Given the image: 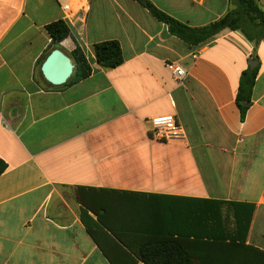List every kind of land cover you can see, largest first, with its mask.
I'll return each instance as SVG.
<instances>
[{
	"label": "crops",
	"instance_id": "obj_1",
	"mask_svg": "<svg viewBox=\"0 0 264 264\" xmlns=\"http://www.w3.org/2000/svg\"><path fill=\"white\" fill-rule=\"evenodd\" d=\"M149 1L191 28L231 10ZM64 19L58 0H0V264H143L132 250L163 236L196 264H264V40L226 29L190 46L135 0H92L54 44L46 27ZM107 41L122 49L116 69L95 58ZM77 47L90 77L49 84L47 57L74 63ZM166 63L185 69L182 85ZM255 68L243 114L240 81ZM169 115L183 137L152 138L150 119Z\"/></svg>",
	"mask_w": 264,
	"mask_h": 264
},
{
	"label": "trees",
	"instance_id": "obj_2",
	"mask_svg": "<svg viewBox=\"0 0 264 264\" xmlns=\"http://www.w3.org/2000/svg\"><path fill=\"white\" fill-rule=\"evenodd\" d=\"M159 22L168 26L169 31L190 46H197L207 42L223 30L230 29L240 31L245 37L255 44L264 40V10L255 0H238L239 5L248 13L254 22V35L233 23L230 14L204 28H191L165 13L158 10L149 0H135ZM256 21V22H255ZM47 32L54 44H59L71 36V30L64 20H59L46 27ZM97 64L104 69H116L123 62V53L119 42L107 41L94 46ZM75 66L72 77L65 84L73 85L79 83L91 75V68L83 53L77 47L72 53ZM258 74V68L243 73L237 94V104L243 114L251 104V96ZM6 164L0 159V176L6 171ZM126 247L128 244L123 243ZM130 248V247H128ZM132 250V249H131ZM137 259L143 264H196L195 259L184 244L174 237L163 236L141 243L138 250H132Z\"/></svg>",
	"mask_w": 264,
	"mask_h": 264
},
{
	"label": "built area",
	"instance_id": "obj_3",
	"mask_svg": "<svg viewBox=\"0 0 264 264\" xmlns=\"http://www.w3.org/2000/svg\"><path fill=\"white\" fill-rule=\"evenodd\" d=\"M68 23L76 14L89 10L92 0H58ZM166 69L171 73L174 82L180 86L186 79V71L179 63H166ZM149 134L152 138L176 141L183 137V129L174 115L155 117L149 121Z\"/></svg>",
	"mask_w": 264,
	"mask_h": 264
},
{
	"label": "water",
	"instance_id": "obj_4",
	"mask_svg": "<svg viewBox=\"0 0 264 264\" xmlns=\"http://www.w3.org/2000/svg\"><path fill=\"white\" fill-rule=\"evenodd\" d=\"M256 61L250 62V67L254 68ZM72 60L61 50H54L45 60L41 67L44 79L55 87L65 85L74 73Z\"/></svg>",
	"mask_w": 264,
	"mask_h": 264
},
{
	"label": "rangeland",
	"instance_id": "obj_5",
	"mask_svg": "<svg viewBox=\"0 0 264 264\" xmlns=\"http://www.w3.org/2000/svg\"><path fill=\"white\" fill-rule=\"evenodd\" d=\"M229 14L231 18L233 19L234 24L241 26L242 29L248 31L252 35L255 34L254 24H253L254 22H252L248 13L239 5L238 0H231V10ZM41 64L42 62L40 63L39 68Z\"/></svg>",
	"mask_w": 264,
	"mask_h": 264
}]
</instances>
